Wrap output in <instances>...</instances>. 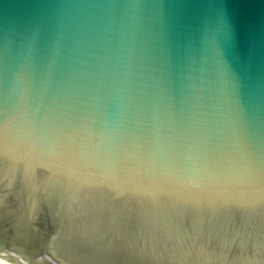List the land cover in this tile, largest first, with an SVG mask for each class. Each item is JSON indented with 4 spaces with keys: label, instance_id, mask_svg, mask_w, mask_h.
<instances>
[{
    "label": "water",
    "instance_id": "obj_1",
    "mask_svg": "<svg viewBox=\"0 0 264 264\" xmlns=\"http://www.w3.org/2000/svg\"><path fill=\"white\" fill-rule=\"evenodd\" d=\"M0 264H264V0H0Z\"/></svg>",
    "mask_w": 264,
    "mask_h": 264
}]
</instances>
